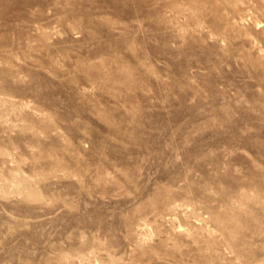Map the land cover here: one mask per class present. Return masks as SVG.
I'll use <instances>...</instances> for the list:
<instances>
[{
	"label": "rangeland",
	"instance_id": "1",
	"mask_svg": "<svg viewBox=\"0 0 264 264\" xmlns=\"http://www.w3.org/2000/svg\"><path fill=\"white\" fill-rule=\"evenodd\" d=\"M0 264H264V0H0Z\"/></svg>",
	"mask_w": 264,
	"mask_h": 264
}]
</instances>
